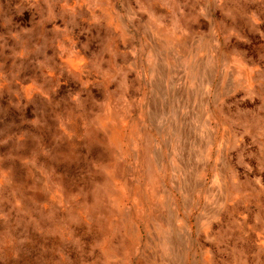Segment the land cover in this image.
Masks as SVG:
<instances>
[{
	"label": "rangeland",
	"instance_id": "374dc122",
	"mask_svg": "<svg viewBox=\"0 0 264 264\" xmlns=\"http://www.w3.org/2000/svg\"><path fill=\"white\" fill-rule=\"evenodd\" d=\"M0 264H264V0H0Z\"/></svg>",
	"mask_w": 264,
	"mask_h": 264
}]
</instances>
